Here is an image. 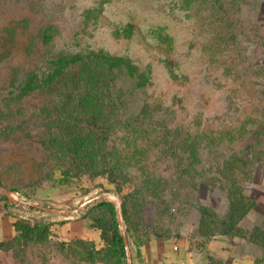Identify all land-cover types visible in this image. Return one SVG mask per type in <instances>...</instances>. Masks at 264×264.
I'll return each mask as SVG.
<instances>
[{
	"label": "rangeland",
	"instance_id": "obj_1",
	"mask_svg": "<svg viewBox=\"0 0 264 264\" xmlns=\"http://www.w3.org/2000/svg\"><path fill=\"white\" fill-rule=\"evenodd\" d=\"M47 27L58 33L44 39ZM93 52L150 80L118 70L130 92L99 152L104 105L66 100L73 83L55 73L60 55ZM0 187L63 209L100 195L27 235L15 223L33 208L0 195V264H125L98 222L144 264L139 246L204 204V232L245 237L250 264H264V0H0ZM87 228L98 245L77 234ZM217 257L206 264H226Z\"/></svg>",
	"mask_w": 264,
	"mask_h": 264
},
{
	"label": "trees",
	"instance_id": "obj_2",
	"mask_svg": "<svg viewBox=\"0 0 264 264\" xmlns=\"http://www.w3.org/2000/svg\"><path fill=\"white\" fill-rule=\"evenodd\" d=\"M58 33L57 29L47 27L43 31V38L50 39L51 35ZM129 37V36H128ZM56 72L60 78L57 80L65 86L73 83V87L67 88L65 91L66 100H73V95H78V100L84 103L86 100L95 102H101L103 107H94L98 112L96 120H93L92 124L97 127L95 135L96 151L101 150V144L107 136L111 122V111L116 108L117 103L121 102L123 97L130 91L124 90L123 87H117V72L124 74V79L132 85V82L136 83L138 88L147 86L150 83L149 77L143 72H139V68L133 67L131 62L124 58H117L112 56H106L100 52H93L90 55H60L57 57ZM76 66V67H75ZM74 67L76 69H74ZM119 70V71H118ZM53 76L48 75L49 82L52 81ZM40 88V86H37ZM135 90V89H134ZM97 105V104H96ZM116 105V106H115ZM64 108V106H63ZM65 109V108H64ZM104 111L110 112L109 115L102 120L101 113ZM105 113V112H104ZM113 114V113H112ZM100 116V117H99ZM99 117V118H98ZM114 168L112 169V171ZM111 171V173H113ZM257 203L255 196L248 201V208L250 209ZM34 208V206H31ZM40 210H44V206H38ZM98 227L102 231V238L105 242H111L114 246L115 252L119 254L125 264H127V256L125 250V241L123 235L119 229H114L112 234L108 236L109 229L105 224L98 222ZM17 230L22 231L27 235L33 228L42 227V224L38 222L31 223L27 220H19L15 223ZM46 230L47 226H43ZM222 233L229 234L230 230H219Z\"/></svg>",
	"mask_w": 264,
	"mask_h": 264
},
{
	"label": "crops",
	"instance_id": "obj_3",
	"mask_svg": "<svg viewBox=\"0 0 264 264\" xmlns=\"http://www.w3.org/2000/svg\"><path fill=\"white\" fill-rule=\"evenodd\" d=\"M39 206L43 207L44 205ZM203 206L204 208L202 205L198 209L192 208L186 216H183V221L179 225L174 226L168 222L167 226L170 227L168 237L161 232L154 231L151 237L139 246L144 264H206L211 262L209 256H218L217 258H221L226 264H250L249 256L242 250V246L246 244L245 237H241L242 239L231 237L217 229H213L209 234L204 232L202 210L208 205L204 204ZM56 213L58 212L53 213L46 210L34 212L31 209L27 211L25 217H28L27 221L31 223L67 219V213ZM193 213L197 214L194 224L191 221ZM54 215H61L63 218H55ZM77 234L83 239L94 240L97 245L100 243L96 230L93 228L83 229ZM12 236L13 234L7 238Z\"/></svg>",
	"mask_w": 264,
	"mask_h": 264
},
{
	"label": "water",
	"instance_id": "obj_4",
	"mask_svg": "<svg viewBox=\"0 0 264 264\" xmlns=\"http://www.w3.org/2000/svg\"><path fill=\"white\" fill-rule=\"evenodd\" d=\"M99 198H100V195L93 196V197L85 200L84 202H82L79 207L73 208V209L51 208V207H43V208H44V210L50 211V212H58V213H78L79 210L81 209V207L89 206L95 200H97ZM117 209H118V212H119L120 211V204L118 205V208ZM122 231H123V228H122ZM122 235H123V238H124V241H125V250H126V256H127V262H128V264H133L132 263L131 252H130L129 245H128V242H127V237H126V235H125L124 232H122Z\"/></svg>",
	"mask_w": 264,
	"mask_h": 264
},
{
	"label": "built area",
	"instance_id": "obj_5",
	"mask_svg": "<svg viewBox=\"0 0 264 264\" xmlns=\"http://www.w3.org/2000/svg\"><path fill=\"white\" fill-rule=\"evenodd\" d=\"M0 195H3L4 198L6 199L7 203L10 204H18L19 202L21 203H25L27 204L29 207L34 206L33 211L34 212H40L41 210L39 209V205L37 203H32L30 201H27L26 199H24L19 192L16 191H12L3 187H0ZM114 195V199L116 201V206L118 208V194H113ZM84 207H81V209ZM80 211V210H79ZM83 212V211H82Z\"/></svg>",
	"mask_w": 264,
	"mask_h": 264
}]
</instances>
